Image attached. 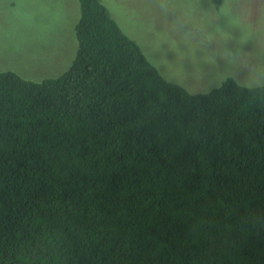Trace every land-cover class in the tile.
Here are the masks:
<instances>
[{"label": "trees", "instance_id": "obj_1", "mask_svg": "<svg viewBox=\"0 0 264 264\" xmlns=\"http://www.w3.org/2000/svg\"><path fill=\"white\" fill-rule=\"evenodd\" d=\"M79 2L66 71H0V264H264V86L191 93Z\"/></svg>", "mask_w": 264, "mask_h": 264}, {"label": "rangeland", "instance_id": "obj_2", "mask_svg": "<svg viewBox=\"0 0 264 264\" xmlns=\"http://www.w3.org/2000/svg\"><path fill=\"white\" fill-rule=\"evenodd\" d=\"M165 79L191 93L264 86V0H100ZM79 0H0V71L41 81L72 64Z\"/></svg>", "mask_w": 264, "mask_h": 264}]
</instances>
